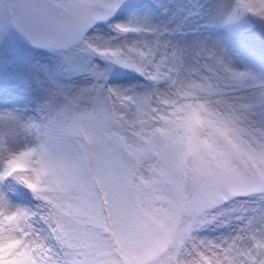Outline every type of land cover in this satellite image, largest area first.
<instances>
[{
	"label": "snow or ice",
	"instance_id": "snow-or-ice-1",
	"mask_svg": "<svg viewBox=\"0 0 264 264\" xmlns=\"http://www.w3.org/2000/svg\"><path fill=\"white\" fill-rule=\"evenodd\" d=\"M0 43V264H264V0H0Z\"/></svg>",
	"mask_w": 264,
	"mask_h": 264
},
{
	"label": "rangeland",
	"instance_id": "rangeland-1",
	"mask_svg": "<svg viewBox=\"0 0 264 264\" xmlns=\"http://www.w3.org/2000/svg\"><path fill=\"white\" fill-rule=\"evenodd\" d=\"M125 17H128V18H123V19L118 18V20H129L130 19L129 16H125ZM11 31L15 35V41H16L17 46L21 48L26 54L31 55L35 57L36 59H40L44 61H48L55 56V54L50 52L48 49L39 48V47L34 46L27 39H25L22 35L15 32L14 29H12ZM17 35L19 36V39ZM127 35H128V38L130 39H136V38H139L140 36L139 33H129ZM257 47L259 48V43L257 44ZM7 57H8L7 48L3 43H0V79L5 78L7 75V66H6ZM96 59L100 63H107L102 58L97 57ZM250 59L252 60V62L256 61V57H250ZM234 62L236 66L240 68L241 70H244L246 67L251 68L254 71L257 70L259 72L264 70V62H260L257 64L255 63L250 64L247 62L246 59L238 60L237 58H235ZM121 71L127 74L126 80L123 81L124 87H131L135 85L138 90H143L146 86L151 87V82L148 81L147 78L141 75L135 74L134 71H131L128 69H122ZM109 83L118 84V83H121V81L110 78Z\"/></svg>",
	"mask_w": 264,
	"mask_h": 264
},
{
	"label": "bare ground",
	"instance_id": "bare-ground-1",
	"mask_svg": "<svg viewBox=\"0 0 264 264\" xmlns=\"http://www.w3.org/2000/svg\"><path fill=\"white\" fill-rule=\"evenodd\" d=\"M255 71L259 73V71H257V70H255Z\"/></svg>",
	"mask_w": 264,
	"mask_h": 264
}]
</instances>
